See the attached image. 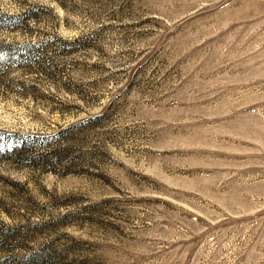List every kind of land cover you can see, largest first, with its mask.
Returning <instances> with one entry per match:
<instances>
[{
    "label": "rangeland",
    "instance_id": "1",
    "mask_svg": "<svg viewBox=\"0 0 264 264\" xmlns=\"http://www.w3.org/2000/svg\"><path fill=\"white\" fill-rule=\"evenodd\" d=\"M0 129V264H264V0H0Z\"/></svg>",
    "mask_w": 264,
    "mask_h": 264
},
{
    "label": "trees",
    "instance_id": "2",
    "mask_svg": "<svg viewBox=\"0 0 264 264\" xmlns=\"http://www.w3.org/2000/svg\"><path fill=\"white\" fill-rule=\"evenodd\" d=\"M7 17L17 18L18 15ZM42 139L43 136L37 134L35 135L32 133L11 132L8 130L0 129V155H5L7 150L6 148L9 147L10 149H12L13 154L17 153V155L20 157L22 156V150L29 147L30 143H36L38 140ZM4 142L6 144H3Z\"/></svg>",
    "mask_w": 264,
    "mask_h": 264
}]
</instances>
